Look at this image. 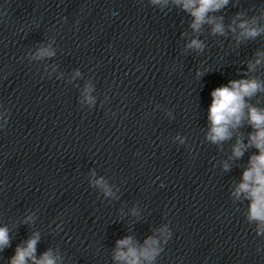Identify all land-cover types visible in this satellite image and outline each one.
I'll list each match as a JSON object with an SVG mask.
<instances>
[{
  "label": "clouds",
  "instance_id": "obj_1",
  "mask_svg": "<svg viewBox=\"0 0 264 264\" xmlns=\"http://www.w3.org/2000/svg\"><path fill=\"white\" fill-rule=\"evenodd\" d=\"M148 2L153 6L159 5L161 11L171 5L191 17L189 27L197 35L186 44V49L197 52L204 50L205 44L198 35L205 25L210 26L212 35H227L224 17L214 13L227 6L229 0H148ZM262 20H264V7L259 8L257 14L251 16H247L246 12H237L227 25V30L235 34L237 44L246 40H255L264 34ZM182 35L187 36L188 33L184 32ZM54 55L55 52L50 46L40 47L33 59L38 60ZM262 65H264V51L257 50L254 58L248 61L247 72L244 73L247 78L230 80L227 85L217 87L211 92L212 99L208 108L209 128L205 137L208 142L219 146L235 135L236 139L229 159L239 160L249 149L256 150L249 156L247 166L232 196L236 200L248 201L247 220L250 223L257 222V236L264 235V107L259 106L261 101L258 98V93H264V80L249 73H256ZM76 75H80L79 71ZM202 75V72H197V76ZM92 91L93 86L90 83L85 84L83 95L89 105L95 103V97L91 95ZM254 98L256 103H252ZM248 127L251 131L246 133L241 131ZM177 139L184 143V138L177 137ZM223 169L228 171L230 165L225 162ZM93 175H95L94 172ZM90 183L98 187L104 196L114 195L112 187L103 176ZM31 219V216L26 217V222H31ZM158 231L165 236L163 243L166 244L171 236L167 225L162 226ZM39 240V232H34L22 245L16 247L15 254L8 264H59L62 258L54 255L52 249H48L39 258L37 257ZM9 245V229L7 226L0 227V252ZM162 251L161 241L155 235L147 237L142 244L134 240L132 236H126L116 241L113 260L118 264H155Z\"/></svg>",
  "mask_w": 264,
  "mask_h": 264
}]
</instances>
